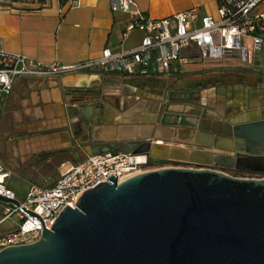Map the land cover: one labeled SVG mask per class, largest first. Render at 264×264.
Instances as JSON below:
<instances>
[{
  "label": "water",
  "instance_id": "1",
  "mask_svg": "<svg viewBox=\"0 0 264 264\" xmlns=\"http://www.w3.org/2000/svg\"><path fill=\"white\" fill-rule=\"evenodd\" d=\"M262 81L260 76L235 72L214 79L222 91L229 84L256 86ZM154 83L164 88L163 83ZM178 99L185 98L169 97ZM169 106L164 104L154 140L194 148L149 143L148 138L141 145L136 140L94 142L84 148L86 155L141 150L149 153L151 162L162 165L187 161L264 172V111L234 120L237 114L227 111L207 116L202 105L197 112ZM80 110L84 112L85 105ZM71 112L80 111L69 106L66 116L71 117ZM71 134L76 133L71 129ZM227 152L245 155L235 159ZM114 175L83 191L75 208L64 207L36 242L1 249L0 264H264V177L178 166L120 182ZM0 201L18 205L16 199L3 195Z\"/></svg>",
  "mask_w": 264,
  "mask_h": 264
},
{
  "label": "crops",
  "instance_id": "2",
  "mask_svg": "<svg viewBox=\"0 0 264 264\" xmlns=\"http://www.w3.org/2000/svg\"><path fill=\"white\" fill-rule=\"evenodd\" d=\"M135 2L152 18H162L193 7H198L201 14H215L217 9V0ZM72 4L73 0H0V49L45 62L72 65L98 57L105 47L119 52L139 46L142 33L137 29L125 32L131 17L126 13L112 12L108 8L109 0H79L77 6ZM258 10L264 11V1L260 2ZM259 61L255 59L254 73L250 77L264 78ZM188 67L191 68L176 79L177 84L191 87V82L202 78L197 75L198 72L206 70L202 66ZM216 70L213 76L244 73L241 69ZM99 76L107 80H101ZM143 79L149 83L139 85V80ZM176 80L131 78L95 72L70 73L54 80L19 79L0 103V161L11 171L6 179L7 186L14 191L17 200H22L31 184L42 187L53 184L58 178L60 163L76 162L68 138L72 137L71 129L75 135H84L77 130L81 121L79 116L82 119H95L84 135L91 143L154 140L156 124L153 117L158 105L166 102L164 93ZM154 82L163 83L164 88ZM223 88V92L211 96L214 113L227 111L237 114V117L264 111L262 87L242 82ZM259 89L262 95H249V92ZM88 90L95 93H87ZM200 103H203L201 98ZM84 105L86 110L82 112L80 108ZM69 106L78 108V115L71 112V117L66 116ZM169 107L182 109L180 104ZM187 108L184 105L183 109ZM65 123L67 129L60 128ZM149 125L150 131H147ZM65 130L69 136H61ZM89 146L87 144L84 148ZM5 207L6 203L0 201V220ZM2 224L0 235L15 227L13 220L9 225Z\"/></svg>",
  "mask_w": 264,
  "mask_h": 264
},
{
  "label": "built area",
  "instance_id": "3",
  "mask_svg": "<svg viewBox=\"0 0 264 264\" xmlns=\"http://www.w3.org/2000/svg\"><path fill=\"white\" fill-rule=\"evenodd\" d=\"M264 0H217L215 14H201L198 7L177 11L162 18L143 12L135 0H109L112 12L129 14L125 32L139 30L136 48L113 52L105 47L96 58L72 65L45 62L0 49V103L19 79L54 80L70 73L114 74L123 77L165 78L183 76V66L199 64L208 69H253L255 56L264 43ZM79 0H73L74 6ZM1 41V39H0ZM147 151H119L85 155L79 161L60 163L58 178L47 187L31 184L22 200L7 186L11 171L0 161V195L16 199L6 203L0 223L13 220L15 227L0 235V250L31 244L49 230L56 216L74 203L85 190L115 174L118 182L133 175L161 168L149 166ZM247 177V176H244Z\"/></svg>",
  "mask_w": 264,
  "mask_h": 264
},
{
  "label": "flooded vegetation",
  "instance_id": "4",
  "mask_svg": "<svg viewBox=\"0 0 264 264\" xmlns=\"http://www.w3.org/2000/svg\"><path fill=\"white\" fill-rule=\"evenodd\" d=\"M253 69L250 70H243L241 69V71H243L244 75L247 76H251V74H253L254 72L252 71ZM217 71V70H216ZM214 71V72H216ZM222 71V70H220ZM213 72V73H214ZM213 73H209L207 74L206 77H202L201 80L199 81H193L190 84H193V86L188 87V85L185 84H177V80L174 81L173 86L169 89V91H166L164 94H166V102L164 104H180L182 106H188L187 109H189V111L191 112H197L198 111V107H200L201 105L203 106V109L206 110L205 114L207 116L209 115H213L214 113V107L211 105L212 104V100H211V96L214 94L216 95L218 92H223L220 87L221 85L218 82H214V79H219L220 78V74L219 76H213ZM259 77V76H258ZM253 78V77H252ZM256 78V77H255ZM257 86H259L260 88L262 87V90H264V81H262L261 84H257ZM218 87H219V91H218ZM81 90V89H78ZM261 89H259L260 91ZM261 90V91H262ZM89 91V90H88ZM205 92L204 94L200 95L201 93ZM179 92V93H177ZM181 92H185V94H182ZM87 93H95L92 91H89ZM188 93L190 94V100H187ZM169 97L172 98H185V99H178V100H169ZM200 98L202 99L203 103H200ZM164 104H159L158 105V109L156 110V116L153 117V119H156L155 124H158L160 119H162V114L164 113ZM179 108V107H177ZM186 109V110H187ZM180 110H185V109H180ZM201 112V110H199ZM202 113V112H201ZM168 116H164V120L168 121V120H172L171 118H167ZM94 118H83L79 123H78V128L77 130L83 132V134L85 135L86 132H88L91 127L92 124L95 122ZM150 128V125H149ZM75 133V131H74ZM84 135H82L81 133L79 135H75L72 136L70 138L71 141V147H69L72 150V155L75 159L79 158L81 159L82 157H84L86 155L85 150H84V146L87 144H92L91 142L86 140V136L84 137ZM142 138V137H140ZM136 141L139 142V145L145 143L146 141H148L147 139H136ZM149 143H157V144H162L161 142L157 141V140H150ZM175 145H179V143H176ZM183 147L188 148V149H192L194 148L193 145L191 144H185ZM196 149H199V147H195ZM226 154L231 155L233 158H240L242 156H244V153H236V152H227ZM148 165L149 166H160V167H173V166H178V167H193V168H210V169H215V170H222V171H226V173L230 174V175H236V176H247V177H264V172H250V171H244V170H238L235 168H229V167H221L218 165H204V164H197V163H191V162H187V161H177L176 163L174 162H168L164 165L159 164V163H154L151 162L150 160H148Z\"/></svg>",
  "mask_w": 264,
  "mask_h": 264
},
{
  "label": "rangeland",
  "instance_id": "5",
  "mask_svg": "<svg viewBox=\"0 0 264 264\" xmlns=\"http://www.w3.org/2000/svg\"><path fill=\"white\" fill-rule=\"evenodd\" d=\"M255 59H259L260 61V70L262 71V73H264V43H262V50L258 53V55L255 56ZM188 66H200L199 64H189V65H186V66H183L181 68L182 71H186L188 69H190L191 67H188ZM214 71H216V69H206V70H201L198 72L197 75H200L201 77H206L207 74L209 73H213ZM193 75V74H192ZM192 75H188V76H192ZM262 76H264V74H262ZM203 93H201L200 95H202ZM161 143H163L162 140H159ZM170 144H173V143H170ZM182 145V144H181ZM184 146V145H183ZM11 219L9 220H6V221H3V224L2 226H6V225H9L11 224Z\"/></svg>",
  "mask_w": 264,
  "mask_h": 264
},
{
  "label": "bare ground",
  "instance_id": "6",
  "mask_svg": "<svg viewBox=\"0 0 264 264\" xmlns=\"http://www.w3.org/2000/svg\"><path fill=\"white\" fill-rule=\"evenodd\" d=\"M184 108V106H182V109ZM187 111H189V109H187ZM190 112V111H189ZM236 118H238V119H244V116L243 115H241V116H239V117H235V118H233L234 120L236 119ZM237 120V119H236ZM147 127H145V129H146ZM147 131H150V129H149V127L146 129ZM114 136H116V135H113L112 137H114ZM139 137H144V136H139ZM157 144V143H156ZM162 144H166V145H168V146H174L175 145V143H173V144H170V143H165V142H163ZM176 147H181V148H184L183 147V145H175Z\"/></svg>",
  "mask_w": 264,
  "mask_h": 264
},
{
  "label": "trees",
  "instance_id": "7",
  "mask_svg": "<svg viewBox=\"0 0 264 264\" xmlns=\"http://www.w3.org/2000/svg\"><path fill=\"white\" fill-rule=\"evenodd\" d=\"M12 1H16V0H12ZM39 1H42V0H39Z\"/></svg>",
  "mask_w": 264,
  "mask_h": 264
}]
</instances>
